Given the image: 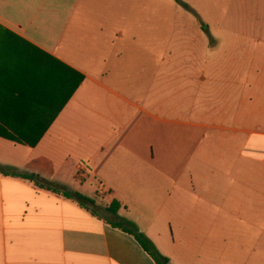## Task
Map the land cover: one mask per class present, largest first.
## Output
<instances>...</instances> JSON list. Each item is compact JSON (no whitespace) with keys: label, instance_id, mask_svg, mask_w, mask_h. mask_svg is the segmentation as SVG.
<instances>
[{"label":"crops","instance_id":"0c3cea01","mask_svg":"<svg viewBox=\"0 0 264 264\" xmlns=\"http://www.w3.org/2000/svg\"><path fill=\"white\" fill-rule=\"evenodd\" d=\"M173 4L0 0V264H156L114 201L169 259L168 236L219 248L264 204V23L232 53L177 52Z\"/></svg>","mask_w":264,"mask_h":264},{"label":"rangeland","instance_id":"374dc122","mask_svg":"<svg viewBox=\"0 0 264 264\" xmlns=\"http://www.w3.org/2000/svg\"><path fill=\"white\" fill-rule=\"evenodd\" d=\"M156 1L175 6L172 0ZM178 2L177 11L175 8L172 13L168 11V17L177 20V40L171 47L177 52L219 48L232 53L237 34L254 35L256 32L251 31L253 20L264 23V0ZM165 46L163 43V49ZM250 204L256 214L248 212L246 216L243 212L242 216L225 218L223 236L226 243L219 248L212 243L214 235L206 231L196 236L188 232L189 228L187 235L176 232L174 237L168 236L166 244L171 251L170 261L173 264H264V204L260 201L256 206L254 202ZM160 252L163 254L164 251Z\"/></svg>","mask_w":264,"mask_h":264},{"label":"trees","instance_id":"16d2710c","mask_svg":"<svg viewBox=\"0 0 264 264\" xmlns=\"http://www.w3.org/2000/svg\"><path fill=\"white\" fill-rule=\"evenodd\" d=\"M177 4H179L178 0H173ZM188 9V7H186ZM0 170L3 171V168L0 167ZM12 175L17 178H21L24 180H28L32 182L37 188L47 190L51 193L62 195L63 197L76 201L79 203V205L86 209L87 211L91 212L94 216H98V206L96 205V202L87 196H84L78 192H74L69 190L67 187H64L62 185L48 182L42 178H40L36 174H29V173H23L19 172L17 170H14L12 172ZM120 209V204L116 201H114L111 206L109 207L108 211L116 218V222H111V224L119 228L132 236L135 237V239L140 243V245L149 253V255L153 258V260L156 262V264H167L170 259L166 256H164L154 245V243L143 233L139 231V229L136 227L135 224H133L130 221H127L125 219H122L118 215V211Z\"/></svg>","mask_w":264,"mask_h":264},{"label":"water","instance_id":"95a60500","mask_svg":"<svg viewBox=\"0 0 264 264\" xmlns=\"http://www.w3.org/2000/svg\"><path fill=\"white\" fill-rule=\"evenodd\" d=\"M167 264H173V262L169 261Z\"/></svg>","mask_w":264,"mask_h":264}]
</instances>
